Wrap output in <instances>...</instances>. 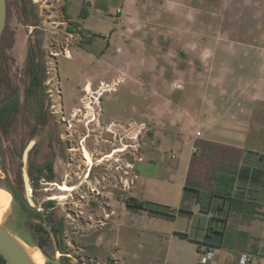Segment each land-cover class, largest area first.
<instances>
[{
  "label": "rangeland",
  "instance_id": "obj_1",
  "mask_svg": "<svg viewBox=\"0 0 264 264\" xmlns=\"http://www.w3.org/2000/svg\"><path fill=\"white\" fill-rule=\"evenodd\" d=\"M240 44L264 48V0H7L0 189L11 202L1 226L62 264L57 252L78 248L120 264H164L168 254L153 231L179 211L184 193L174 145L202 132L192 115L203 103L234 102L247 73ZM29 199L34 205L23 211ZM43 220L63 223L58 244ZM186 242L170 263L212 264ZM230 259L225 253L218 264Z\"/></svg>",
  "mask_w": 264,
  "mask_h": 264
},
{
  "label": "crops",
  "instance_id": "obj_2",
  "mask_svg": "<svg viewBox=\"0 0 264 264\" xmlns=\"http://www.w3.org/2000/svg\"><path fill=\"white\" fill-rule=\"evenodd\" d=\"M240 46L237 52L240 65L245 68L242 71L251 73L242 74V85L234 102L217 99L203 103L201 110L192 115L202 132L186 133L174 145L179 154L176 170L182 166L185 171L181 207L171 218L164 219L165 225L153 220L161 222L153 234L157 236L156 243L168 254L164 264H173L170 262L175 247L186 241L197 244L199 251L212 247L215 253L212 264H218L225 253L231 254V264H240L242 254L252 256V264H264V48L253 52L245 44ZM251 76L257 79L251 84L244 82ZM199 133L200 138L196 137ZM218 173L234 175V197L259 207L229 211L227 201L217 197L211 201L209 212L202 211L190 187L210 192ZM138 177L141 181L139 174ZM138 216L135 213L130 220L134 222ZM121 217L128 215L123 212ZM235 218L240 219V226L232 224ZM179 220L188 224L180 227ZM228 241L233 246L226 245ZM118 250L115 247L112 251Z\"/></svg>",
  "mask_w": 264,
  "mask_h": 264
},
{
  "label": "trees",
  "instance_id": "obj_3",
  "mask_svg": "<svg viewBox=\"0 0 264 264\" xmlns=\"http://www.w3.org/2000/svg\"><path fill=\"white\" fill-rule=\"evenodd\" d=\"M81 17L87 18L88 12L82 9L81 11ZM50 172L53 176V169L50 168ZM236 178L234 175H228L224 173H218L215 176V186L210 192H204L197 189H192L196 193L197 202L200 204V208L204 212H209L211 208V201L214 198H222L223 200H226V207L229 211H247L249 208H258L259 206L252 202H247L240 200L233 195L234 186H235ZM189 188V187H188ZM26 205L30 207L29 202L27 201L26 204H22L21 208L23 211L26 210ZM131 206V205H130ZM137 206V203L135 205ZM139 209H144L146 206L144 203H141L138 205ZM172 216L169 215V218ZM43 223L48 227L50 233L54 237L55 243L58 244L60 242V239L63 237L64 233V225L60 222H46L43 220ZM180 236H185L183 234H180ZM41 248L44 250L43 245ZM45 252V251H44ZM46 253V252H45ZM47 254V253H46ZM48 255V254H47ZM0 264H7L6 261L3 259V257L0 256Z\"/></svg>",
  "mask_w": 264,
  "mask_h": 264
},
{
  "label": "water",
  "instance_id": "obj_4",
  "mask_svg": "<svg viewBox=\"0 0 264 264\" xmlns=\"http://www.w3.org/2000/svg\"><path fill=\"white\" fill-rule=\"evenodd\" d=\"M7 21V0H0V41L2 39ZM28 151L25 154V161H27ZM26 185L29 186V178L25 173ZM30 205H34L32 200L29 199ZM43 256L46 258V264H62L60 261L51 258L47 255L41 246H37ZM0 256L6 261L7 264H32L27 258L25 252L20 246L14 235L0 225Z\"/></svg>",
  "mask_w": 264,
  "mask_h": 264
},
{
  "label": "built area",
  "instance_id": "obj_5",
  "mask_svg": "<svg viewBox=\"0 0 264 264\" xmlns=\"http://www.w3.org/2000/svg\"><path fill=\"white\" fill-rule=\"evenodd\" d=\"M118 13H120V10H118ZM198 135H200V133ZM107 206H109V204H107ZM113 215H115L114 210H111L109 214H106L107 217L113 216ZM96 220L97 218L95 217V213L92 212L90 221L93 222ZM203 252L205 254V257L203 258L204 263L211 261L213 257L215 256V253L212 250V247L210 246H206ZM82 253H83V250L78 248V251L77 252L75 251V253H72V251L69 252V250L67 253L57 252V256L59 258H62L65 261L64 264H120V261L117 258L110 257V258H107L106 260H102L97 257L82 255ZM252 258L253 257L250 255L242 254L240 256V264H252V261H253Z\"/></svg>",
  "mask_w": 264,
  "mask_h": 264
},
{
  "label": "bare ground",
  "instance_id": "obj_6",
  "mask_svg": "<svg viewBox=\"0 0 264 264\" xmlns=\"http://www.w3.org/2000/svg\"><path fill=\"white\" fill-rule=\"evenodd\" d=\"M109 87L104 83L103 88ZM89 88V87H88ZM90 89V88H89ZM113 89V88H112ZM87 90V89H86ZM103 91V90H102ZM110 91L104 90V92ZM62 190H68L66 186ZM11 202V195L6 190L0 189V225L3 215L6 214ZM5 216V215H4ZM20 246L32 264H46V258L37 247H31L20 242Z\"/></svg>",
  "mask_w": 264,
  "mask_h": 264
},
{
  "label": "flooded vegetation",
  "instance_id": "obj_7",
  "mask_svg": "<svg viewBox=\"0 0 264 264\" xmlns=\"http://www.w3.org/2000/svg\"><path fill=\"white\" fill-rule=\"evenodd\" d=\"M91 89V88H90ZM87 91H89V88L87 87ZM57 146H60V144H56ZM131 147V146H130ZM57 152V151H56ZM55 154H53V156H54ZM86 156H87V158L89 159V160H91L90 159V156H89V154L88 153H86ZM140 162V161H139ZM123 164H124V166H126V167H129V166H131V165H127L126 164V162H123ZM50 168H52L53 169V160L52 161H50L48 164H47V166H46V170L48 171V172H50ZM53 174H54V171H53ZM53 178V176H52V174H51V172H50V175H48V179H52ZM67 187V186H66ZM68 188V187H67ZM29 205H30V203H29ZM30 207H33V206H31L30 205ZM20 208H21V206H20ZM34 228H35V230H39L40 228H41V220H38L37 221V224L36 225H34L33 226ZM39 246H42V244H38Z\"/></svg>",
  "mask_w": 264,
  "mask_h": 264
}]
</instances>
